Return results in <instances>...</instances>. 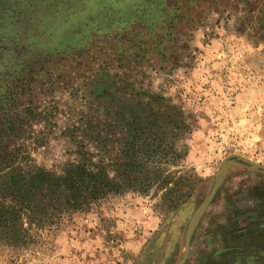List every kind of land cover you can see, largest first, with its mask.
I'll use <instances>...</instances> for the list:
<instances>
[{
    "label": "rangeland",
    "instance_id": "374dc122",
    "mask_svg": "<svg viewBox=\"0 0 264 264\" xmlns=\"http://www.w3.org/2000/svg\"><path fill=\"white\" fill-rule=\"evenodd\" d=\"M5 108L37 164L84 145L119 190L0 264H176L223 161L185 264H264V170L227 158L264 164V0H0Z\"/></svg>",
    "mask_w": 264,
    "mask_h": 264
},
{
    "label": "trees",
    "instance_id": "16d2710c",
    "mask_svg": "<svg viewBox=\"0 0 264 264\" xmlns=\"http://www.w3.org/2000/svg\"><path fill=\"white\" fill-rule=\"evenodd\" d=\"M3 110L0 109V239L17 243L32 235L31 229L57 225L66 215L87 211L119 190L112 174L114 161L110 158L105 163L103 157L94 160L84 145L76 152L78 159L65 163L60 170L37 164L27 142L34 139L33 134L24 129L26 115L12 112L11 108Z\"/></svg>",
    "mask_w": 264,
    "mask_h": 264
},
{
    "label": "water",
    "instance_id": "95a60500",
    "mask_svg": "<svg viewBox=\"0 0 264 264\" xmlns=\"http://www.w3.org/2000/svg\"><path fill=\"white\" fill-rule=\"evenodd\" d=\"M233 156L236 157L237 159L245 162V163L250 164L255 169L264 170V164L255 162V161H253L247 157H244L242 155L231 154L227 158H230ZM224 163H225V161L222 162L221 167L216 172L215 182H214V185H213L210 193L207 195V197L204 199V201L201 203V205L194 212V214L192 215V218L190 219V221L188 223L187 229L185 231V237H184V252H183L181 259L176 264H185L188 260L189 253H190V243H191V238H192V234H193V230H194L195 220H196L197 216L199 214H201L206 209V207L211 203V201L215 197L217 190H218L220 183H221V170H222Z\"/></svg>",
    "mask_w": 264,
    "mask_h": 264
}]
</instances>
